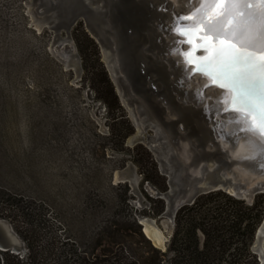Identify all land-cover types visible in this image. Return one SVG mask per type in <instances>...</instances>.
<instances>
[{
  "label": "rangeland",
  "instance_id": "1",
  "mask_svg": "<svg viewBox=\"0 0 264 264\" xmlns=\"http://www.w3.org/2000/svg\"><path fill=\"white\" fill-rule=\"evenodd\" d=\"M85 2L0 0V191L32 202L45 214L50 229L61 241L74 240L84 250L89 247L90 237L100 230L102 222L117 205L114 197L122 192L112 185L125 183L117 181V175L121 174L128 179L129 204L138 222L142 218L153 219L168 240L167 247L174 227L169 218L142 213L149 211L150 198H157L156 192H160L155 184L143 181L139 172L137 162L147 158L145 151L121 150L103 137L109 133L107 112L96 100V91L82 82L83 66L73 36L77 23L82 22L97 43L100 60L128 118L133 123L136 117L140 121L141 115L135 117L131 113L132 105L127 104L132 96L115 81L109 69L105 54L109 48L97 40L82 17L69 31L49 26V14L56 27L62 25L67 16L86 12ZM95 23H100V19L95 18ZM150 65H144L146 75L153 74ZM175 86L167 79L159 81L156 88L181 103L173 90ZM150 96L155 106V109L149 106L151 113L162 124L161 117L165 118L162 106L167 105L155 92ZM133 104L149 113L147 102L136 104L133 101ZM214 121L217 122L216 117ZM134 129L124 145L133 148L141 144L150 152L160 174L164 175L165 170L171 172L176 195L190 189L194 176L181 163L173 138L170 137L164 149L157 153L156 149L162 145L153 137L154 131L143 125L139 128L135 123ZM141 136V143L131 144L132 139L138 140ZM242 196L248 202L254 198L244 190ZM4 198L0 200V213L10 215L12 220L0 219L11 224L21 244L15 254L23 257L28 247L19 228L25 225L16 206H11ZM174 209L171 205L169 213H174Z\"/></svg>",
  "mask_w": 264,
  "mask_h": 264
},
{
  "label": "water",
  "instance_id": "2",
  "mask_svg": "<svg viewBox=\"0 0 264 264\" xmlns=\"http://www.w3.org/2000/svg\"><path fill=\"white\" fill-rule=\"evenodd\" d=\"M228 2L186 0L185 4L177 5L173 0H86V12L67 16L62 25L55 27L52 16H47L51 28H64L67 31L78 18H84L87 28L97 40L117 55L119 66L115 81L119 85L121 83L132 96L127 104L129 102L138 115L153 114L150 108L155 109L150 100L152 92L167 105L165 108L162 106L165 118L161 117V122L169 129L179 155L183 150L186 152V158L181 157L180 160L194 176L191 194L186 196L185 192H178L179 195H176L171 172L162 171L168 177L170 188L163 193L156 192V197L166 202L162 216H167L172 225L177 210L192 203L201 194L222 190L234 197L246 199L242 196L243 190L253 196L264 193V179L260 177L264 176V51L244 48L235 40L223 36L217 40L206 32L203 24L191 26L198 19L194 13L202 5L213 4L204 14V19L211 23L224 16ZM241 2L248 4V12L257 14L249 21V31L242 39L256 40L258 30L264 23L258 15L264 11V0ZM244 17L243 10L234 11L225 20V31L233 27L237 18ZM95 18L100 19V23L96 24ZM177 28L180 29L179 33ZM232 56L241 59L233 63L230 59ZM170 59L173 60V67L182 71L179 78L174 79L172 75V69L166 61ZM145 64H152L150 69L153 74H145ZM200 68L210 71L216 83L197 70ZM161 71L163 78L158 76ZM138 78H142L143 83L139 84ZM164 79L176 84L173 90L181 103L157 90V83L165 82ZM222 83L230 84L231 91L220 87ZM249 90L253 92L251 99L246 96ZM133 101L136 104L147 102L149 113L135 107ZM225 124H231L233 129L227 130ZM249 125L256 131L249 130ZM241 136L256 149L254 157L236 158L231 155L230 150ZM141 140L142 136L138 140L132 139L131 144L141 143ZM235 164L254 172L252 182L242 181L238 177ZM117 181L128 182V179L119 174ZM171 205H174V213H169ZM139 224L156 247L166 249L167 239L164 238L163 243L153 241L144 230L146 224L157 227L153 219H139ZM20 248L21 244L11 224L0 219V250L18 253ZM252 250L257 254L259 264H264V219L256 231Z\"/></svg>",
  "mask_w": 264,
  "mask_h": 264
},
{
  "label": "trees",
  "instance_id": "3",
  "mask_svg": "<svg viewBox=\"0 0 264 264\" xmlns=\"http://www.w3.org/2000/svg\"><path fill=\"white\" fill-rule=\"evenodd\" d=\"M73 36L81 56L83 84L96 91V100L107 112L108 130L104 139L116 143L121 150H144L147 158L139 163L143 181L155 184L160 192L168 190L167 178L158 172L150 152L141 144L126 147V139L135 131L115 88L100 60L97 43L78 22ZM117 193L113 211L100 230L88 240V248L80 249L74 240L61 241L49 227L45 214L32 202L0 191V200L16 206L23 219L19 233L27 243L25 256L0 250V264H259L252 250L258 227L264 219V193L251 202L222 190L199 195L192 203L181 206L174 219L173 232L165 250L156 247L142 231L130 207L129 185H112ZM149 211L156 217L165 209L160 198H150ZM119 204V205H118ZM44 215V216H43ZM0 217L11 219L0 213Z\"/></svg>",
  "mask_w": 264,
  "mask_h": 264
},
{
  "label": "snow or ice",
  "instance_id": "4",
  "mask_svg": "<svg viewBox=\"0 0 264 264\" xmlns=\"http://www.w3.org/2000/svg\"><path fill=\"white\" fill-rule=\"evenodd\" d=\"M213 6L212 3H206L201 6L200 9H198L194 15L198 17L196 21L193 22L191 26H195L196 24H203L206 32L212 36H214L217 40L223 36L226 39L235 40L237 43H240L242 47L244 48H253L258 51H264V23H262L261 28L258 30V35L256 40H243L242 37L245 36V34L249 31V21L251 18L255 15H257L254 12H248V4L246 2H241V0H229L226 8L224 9V16L221 19H217L211 23L207 22L204 19L205 12L210 9ZM243 10L245 12L244 19L237 18L236 23L233 25V27L227 31H225L223 25L225 23V20L229 15H232L234 11L239 12ZM259 17L262 22H264V11H261L259 14ZM181 19H187L186 17H182ZM177 32H180V29L177 28ZM257 43L260 44V47L257 48ZM219 55V54H218ZM231 62L237 63L241 59L240 57L232 56L230 57ZM198 71L202 72L205 76H207L212 83H216L215 78L213 77L212 73L210 71H207L206 68H200L197 69ZM222 75H225V73H221ZM227 78V77H226ZM220 87L222 88H228L229 91H231L230 84H220ZM253 95V92L249 90V92L246 94L248 99H251ZM249 130L256 131L252 128L251 125H249ZM259 134V132H257Z\"/></svg>",
  "mask_w": 264,
  "mask_h": 264
},
{
  "label": "bare ground",
  "instance_id": "5",
  "mask_svg": "<svg viewBox=\"0 0 264 264\" xmlns=\"http://www.w3.org/2000/svg\"><path fill=\"white\" fill-rule=\"evenodd\" d=\"M174 2H175V4H177V5H180V4H185V2H186V0H173ZM38 27H40V26H38ZM167 45H169L168 43H167ZM159 49H161V48H159ZM105 54H106V58H107V63H108V66H109V69H110V71L112 72V74H113V78L114 79H117V73H116V70H117V68H118V58H117V55L116 54H114V53H112L110 50H108L107 52H105ZM178 58H176L175 60H174V62L177 60ZM166 61H168L167 63H168V65H169V67L172 69V75H173V77H174V79H176V78H179L180 76H181V74H182V71H181V69L180 68H174L173 66H174V64H173V60L172 59H170V60H166ZM163 73H162V71H161V73H159L158 74V76L160 75V76H162V78H163V75H162ZM191 94V93H190ZM190 96V95H189ZM214 106V105H213ZM134 123H135V125H137L139 128H141L140 126H142L143 125V123L141 122V120L140 121H138V120H136V118H134ZM225 127H226V129L227 130H232L233 128H232V126H231V124H225ZM159 128H160V131H161V134H162V136H163V138L165 139V141H163V142H160L161 143V147L159 148V150L158 149H156V148H154V146L153 145H151V144H148L153 150H157V153L158 152H160V150L162 151L163 149H164V146L170 141V132H169V129L168 128H166V127H164V126H162V125H160L159 126ZM157 134H158V132H156ZM230 153H231V155L233 156V157H251V156H253L254 157V155H255V153H256V149L254 148V146H252L249 142H248V140L247 139H244L242 136L241 137H239V139H238V142H237V144L230 150ZM180 155H181V157L182 158H186V152L183 150V151H181L180 152ZM252 157V158H253ZM212 168V167H211ZM234 169L237 171V175H238V177H240V179L242 180V181H251L252 182V180L254 179V177H255V175H254V172H252L251 170H250V168H248V167H243L242 165H240V164H235V166H234ZM262 179H264V176H260ZM204 183H200V185H203ZM191 192H192V189L190 188V189H188L185 193H186V196L187 195H190L191 194ZM144 230H145V232H146V234L148 235V236H150L151 237V239L153 240V241H158V242H160V243H163L164 242V235H163V233H162V231L159 229V228H157V227H153V226H149V225H145V228H144Z\"/></svg>",
  "mask_w": 264,
  "mask_h": 264
},
{
  "label": "flooded vegetation",
  "instance_id": "6",
  "mask_svg": "<svg viewBox=\"0 0 264 264\" xmlns=\"http://www.w3.org/2000/svg\"><path fill=\"white\" fill-rule=\"evenodd\" d=\"M135 56V53H134ZM135 64H137V62H135ZM150 65V64H149ZM150 67L152 68V66L150 65ZM139 84L143 83V79L142 78H138ZM149 96V95H148ZM123 100H125L123 98ZM131 113L133 115H135V117L137 116V113L134 111V109L131 108ZM141 115V122L143 123V127L145 128H150L151 130L154 131V138L158 139L160 142H163V136L161 134L160 128L159 126L162 125L158 122V120L154 117V114H140ZM137 118V117H136ZM142 127V126H141ZM158 132V134L156 133Z\"/></svg>",
  "mask_w": 264,
  "mask_h": 264
}]
</instances>
